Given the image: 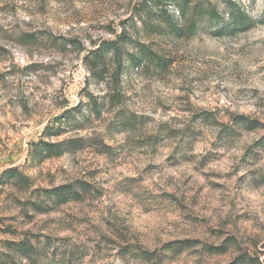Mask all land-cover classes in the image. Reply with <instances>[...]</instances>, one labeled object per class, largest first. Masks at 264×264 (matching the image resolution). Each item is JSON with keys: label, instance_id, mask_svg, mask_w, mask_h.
<instances>
[{"label": "rangeland", "instance_id": "374dc122", "mask_svg": "<svg viewBox=\"0 0 264 264\" xmlns=\"http://www.w3.org/2000/svg\"><path fill=\"white\" fill-rule=\"evenodd\" d=\"M184 1L0 0V264H264V0ZM231 2L253 25L219 35Z\"/></svg>", "mask_w": 264, "mask_h": 264}, {"label": "trees", "instance_id": "16d2710c", "mask_svg": "<svg viewBox=\"0 0 264 264\" xmlns=\"http://www.w3.org/2000/svg\"><path fill=\"white\" fill-rule=\"evenodd\" d=\"M188 0L184 1L183 7L187 5ZM234 4L233 2H231ZM210 12V18H214L215 16H218L217 12L211 10L209 8H203L201 6V3H196L194 6L193 16H197L198 18L201 17L204 13ZM220 26L217 27V32L219 35L227 34V33H235L238 31H243L248 28H250L253 23L250 17L246 14L245 10L241 7H238L234 4L233 9H231V16L228 19V21L223 20L221 24H218ZM180 30V29H179ZM180 34H183V32H180ZM127 40L126 36L118 35L115 40L109 41L104 45L105 47L98 48L95 50V55L97 59H102L105 57V51L107 50H114V53L119 57H121V50L122 46L121 43L123 41ZM138 54L133 56L134 62L136 65H141L145 59H149L152 62H155L156 55L153 54L150 49H148L146 46H141L137 50ZM117 59V58H116ZM115 60L117 67H121V59ZM70 110H67V114L63 117L65 118H71V121H73L76 125V123L79 121L78 118L73 115V113L70 116ZM69 115V116H68ZM62 118H55V123L50 126L48 125L46 129H52L49 131L51 135L59 136L61 135L65 130V127L63 126V123H61ZM72 122V126L74 125ZM72 147V141L63 140L61 142H46V141H40L35 144V154H33V160H43L44 158L48 156H52L54 154H60L66 149H70ZM2 181L9 182H17L20 185L23 186H30L32 183L31 179L24 174L22 170H20L18 167H12L9 169H6L2 173L1 177ZM37 192L35 195H38L37 200H27V204H30L34 209L36 210H44L45 204L53 205L60 204L65 201L69 197H74L76 195V190L74 189V186L72 185H61L54 188H42L39 190H36ZM51 206V207H53ZM20 245L17 247V251L20 253L30 254L35 250L34 246L31 245L30 242H22L19 243Z\"/></svg>", "mask_w": 264, "mask_h": 264}]
</instances>
